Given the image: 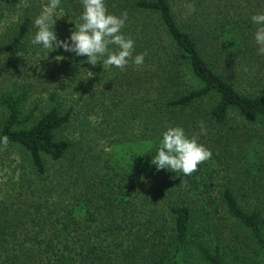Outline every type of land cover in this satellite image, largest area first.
I'll list each match as a JSON object with an SVG mask.
<instances>
[{
    "label": "trees",
    "instance_id": "trees-1",
    "mask_svg": "<svg viewBox=\"0 0 264 264\" xmlns=\"http://www.w3.org/2000/svg\"><path fill=\"white\" fill-rule=\"evenodd\" d=\"M46 2L0 0V20L15 12L0 57L36 32ZM105 2L127 11L122 32L143 66H92L58 49L53 81L30 76L0 94V146L22 151L43 200L30 229L24 209L0 210V264H264V56L250 19L264 0ZM61 7L64 39L82 6ZM42 84L48 106L33 121L39 100L24 106ZM88 107L114 132L111 150L94 147L97 130L77 119ZM201 120L210 160L191 176L150 165L166 125L192 135Z\"/></svg>",
    "mask_w": 264,
    "mask_h": 264
},
{
    "label": "clouds",
    "instance_id": "clouds-1",
    "mask_svg": "<svg viewBox=\"0 0 264 264\" xmlns=\"http://www.w3.org/2000/svg\"><path fill=\"white\" fill-rule=\"evenodd\" d=\"M79 2L82 11L78 21H73L74 29L68 37L59 39L55 24L59 18L65 16L61 7L62 0H47L32 21L36 32L31 44L46 50L48 54L62 49L75 56H83L92 66L102 64L103 68L111 66L124 71L129 61L137 67L144 65L146 54L133 55L135 41L122 32L128 19L127 11L119 16L110 13L105 0ZM250 19L256 26L253 40L257 46V54L264 56V12L253 14ZM64 58L63 55L55 57L57 61ZM198 128V132L189 135L180 125H166L159 146L149 161L150 165H154L157 171L166 170L182 176H191L197 171L198 165L212 157L211 149L200 142V137L208 134L205 122L199 121ZM0 142L5 145L8 143L6 139Z\"/></svg>",
    "mask_w": 264,
    "mask_h": 264
},
{
    "label": "rangeland",
    "instance_id": "rangeland-1",
    "mask_svg": "<svg viewBox=\"0 0 264 264\" xmlns=\"http://www.w3.org/2000/svg\"><path fill=\"white\" fill-rule=\"evenodd\" d=\"M13 14L6 12V15L0 20V36L2 39L8 35L7 27ZM34 34L29 39L22 41L20 47L16 45L17 50L12 56L0 57V94L12 90L15 85L23 82L25 78L27 79L30 76L33 77L32 79L37 78L36 80L38 81L43 79L36 76L48 73L47 77L50 81L55 79V73L52 69L58 62L55 57L60 55L61 52L57 49L48 54L46 50H41L39 46L32 45L31 39ZM5 40L11 41V38L8 36ZM94 74L100 75L102 73L100 70ZM43 89L44 85L42 84L38 87V92H35L36 96L32 97L24 106V112L27 114L37 100H39L40 107L35 112L33 121L38 119L48 106L45 100L47 93ZM90 108L88 107L78 114L77 119L81 118L82 121L88 120L97 130V141H92L93 146L109 151L111 150L110 146L115 134L109 128L102 125L101 109ZM88 112L90 113L88 114ZM4 115V108L0 106V121ZM76 128L69 129V132L74 134ZM91 137L89 135V138ZM37 182L38 180L32 174H29L27 161L18 147L0 146V210L8 212L9 216V213H12L14 210L19 212L20 208L24 209L26 211L24 213L27 214H25L26 217L24 218V213H21L24 218L22 221L27 222L26 228L29 229V225L32 223L29 220L30 213H35V208L39 206V203H43L42 198L38 197ZM49 201L54 200L49 198Z\"/></svg>",
    "mask_w": 264,
    "mask_h": 264
}]
</instances>
